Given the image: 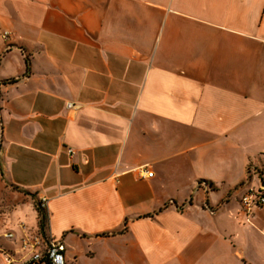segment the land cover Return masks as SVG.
<instances>
[{"label":"crops","instance_id":"obj_1","mask_svg":"<svg viewBox=\"0 0 264 264\" xmlns=\"http://www.w3.org/2000/svg\"><path fill=\"white\" fill-rule=\"evenodd\" d=\"M0 131V264H264V0H0Z\"/></svg>","mask_w":264,"mask_h":264},{"label":"built area","instance_id":"obj_2","mask_svg":"<svg viewBox=\"0 0 264 264\" xmlns=\"http://www.w3.org/2000/svg\"><path fill=\"white\" fill-rule=\"evenodd\" d=\"M7 38V34L4 35ZM81 107L78 103H68L67 108L69 110L77 111ZM70 155L74 154L72 149H68ZM143 173L146 175L144 177H152L153 172H148L146 169H142ZM241 205L249 213L256 207H261L264 205V185L258 189L251 188L244 193L240 199ZM40 207L47 213L48 209V199L42 198L40 201ZM7 238H12L13 235L8 233L5 235ZM42 244L39 238L35 239V242L31 245H26V247H31V257L30 259L22 262H17L16 260L8 257L7 264H38V263H49V264H66L65 261V245L61 241L55 240L53 237L47 239V243L43 250L39 249L36 251V246Z\"/></svg>","mask_w":264,"mask_h":264},{"label":"rangeland","instance_id":"obj_3","mask_svg":"<svg viewBox=\"0 0 264 264\" xmlns=\"http://www.w3.org/2000/svg\"><path fill=\"white\" fill-rule=\"evenodd\" d=\"M29 201L30 199L25 194L17 191L15 188L11 187L5 181V178L2 176V173L0 171V226H2V223L6 227L8 226V224L16 222L17 216L20 214V212L22 210H24L23 212H25L27 207L30 208L27 204ZM33 204L36 207L35 202ZM28 212L29 211H27V214ZM29 220L32 221L33 219L30 217ZM19 223H20L19 226L23 230V233H24L23 237L20 239V245L22 249L25 248L26 245H31L32 243H34L36 238H39L41 242H43L44 245H46L47 243L46 230L45 232L41 231L40 226H39V221H38L37 229L31 227L32 231L30 230L29 233H28V230H26L27 229V227L25 226L26 223L21 220ZM28 227L30 228L29 225ZM6 234L7 233L1 234L0 240L9 239L5 236ZM40 245L36 246V248H38ZM29 250L31 251L30 247H29Z\"/></svg>","mask_w":264,"mask_h":264},{"label":"trees","instance_id":"obj_4","mask_svg":"<svg viewBox=\"0 0 264 264\" xmlns=\"http://www.w3.org/2000/svg\"><path fill=\"white\" fill-rule=\"evenodd\" d=\"M26 61H27L28 69H29V60L26 59ZM16 81H17L16 79H12V80H8L7 83H14ZM15 188L18 189L17 187H15ZM22 192H24L27 195L32 196L33 199H35V195H32V194H30L28 192H25V191H22ZM35 204H36V209H37V211L39 213V226H40V229H41L42 232H45V227H46V223H47V213L40 207L39 201H35ZM105 235H108V234H105Z\"/></svg>","mask_w":264,"mask_h":264}]
</instances>
